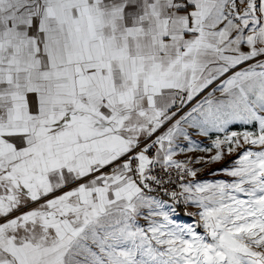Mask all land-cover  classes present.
Instances as JSON below:
<instances>
[{
  "label": "snow or ice",
  "instance_id": "1",
  "mask_svg": "<svg viewBox=\"0 0 264 264\" xmlns=\"http://www.w3.org/2000/svg\"><path fill=\"white\" fill-rule=\"evenodd\" d=\"M0 264H264V0H0Z\"/></svg>",
  "mask_w": 264,
  "mask_h": 264
},
{
  "label": "rangeland",
  "instance_id": "2",
  "mask_svg": "<svg viewBox=\"0 0 264 264\" xmlns=\"http://www.w3.org/2000/svg\"><path fill=\"white\" fill-rule=\"evenodd\" d=\"M219 167H222V165H219V164H217V165H212L211 168H209L208 170H206L205 175L207 176V175H208V172H210L212 169L219 168ZM208 178H209V179H212L213 177L208 176ZM181 215H182V214H181ZM182 218H183V219H188L187 217H183V216H182Z\"/></svg>",
  "mask_w": 264,
  "mask_h": 264
}]
</instances>
